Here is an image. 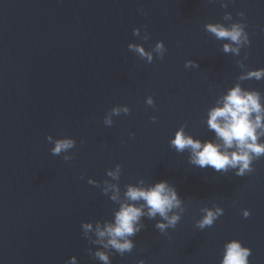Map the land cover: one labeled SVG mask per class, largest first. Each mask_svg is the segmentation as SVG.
<instances>
[{
    "label": "water",
    "instance_id": "95a60500",
    "mask_svg": "<svg viewBox=\"0 0 264 264\" xmlns=\"http://www.w3.org/2000/svg\"><path fill=\"white\" fill-rule=\"evenodd\" d=\"M242 19L250 44L224 52L230 42L206 26ZM255 68H264V0H0V264L73 255L102 264L88 252L101 241L97 225L113 222L121 204L143 203L127 200L130 185L159 180L176 188L181 220L165 235L159 217H141L131 252L104 249L111 264H221L230 239L251 248L249 264H264V156L241 177L201 169L170 145L178 129L215 139L209 110L236 84L264 103V78H241ZM113 107L121 111L106 126ZM48 136L75 145L54 156ZM216 207L224 212L214 224L196 227Z\"/></svg>",
    "mask_w": 264,
    "mask_h": 264
},
{
    "label": "clouds",
    "instance_id": "9594fccd",
    "mask_svg": "<svg viewBox=\"0 0 264 264\" xmlns=\"http://www.w3.org/2000/svg\"><path fill=\"white\" fill-rule=\"evenodd\" d=\"M240 17H244L243 11L239 12ZM233 23L231 26L221 24L207 25V31L212 33L217 39L227 40L223 46L224 52L238 54L239 46L249 45V34L246 31V23ZM235 45V46H234ZM129 49L138 52L142 57L152 60L150 52H146L142 46L129 45ZM155 51L163 57L166 51L163 41H158ZM194 62L186 61L185 66H193ZM198 66V65H195ZM242 79L264 78V68L249 70ZM147 103L152 105L153 99L148 98ZM125 114L129 113L128 106L123 107ZM121 111L119 107H113L109 115L105 118L106 126L112 125L111 115H118ZM151 119L156 120L155 116ZM207 125L214 131L215 139L203 140L194 139L187 135L182 129H178L174 137L170 140V145L178 152L189 150L190 162L203 169L210 167L217 172H227L234 170L236 176H245L251 173L253 161L264 156V103L261 101V94L255 89H245L239 84L231 87L227 93L217 102V105L209 110ZM49 143H54L50 152L54 156H59L62 152H67L74 147L75 141L70 137H60L54 142L51 136L47 137ZM65 160L70 157L65 156ZM117 172H109V175L116 176ZM128 201H143L142 204L124 203L115 213L114 221L108 223L103 229L97 225L96 235L101 238L95 252L88 250L89 254L102 264H111V258L104 249L111 248L114 252L123 255L131 252L135 243L131 237L136 235L145 225L141 222V217L147 216L149 219H156L154 227L160 233L167 235L169 228H175L181 220L182 201L176 188L169 184L167 180H159L148 187L129 186L125 193ZM116 199L115 196L112 197ZM179 209V211H176ZM220 207L206 209L204 214L196 221V227L204 229L214 224L216 219L223 214ZM242 215L248 217L250 209L244 208ZM85 233L91 229V224H83ZM86 237V236H85ZM107 242L103 243V238ZM87 238V237H86ZM251 248L243 244L239 239H230L225 242L223 258L221 264H249ZM65 264H78L77 257L71 256ZM136 264H145L143 258L137 260Z\"/></svg>",
    "mask_w": 264,
    "mask_h": 264
}]
</instances>
